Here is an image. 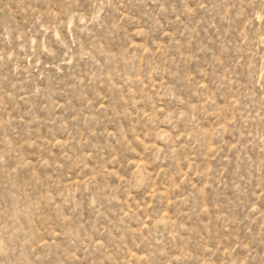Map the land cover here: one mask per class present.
<instances>
[{"label": "rangeland", "instance_id": "rangeland-1", "mask_svg": "<svg viewBox=\"0 0 264 264\" xmlns=\"http://www.w3.org/2000/svg\"><path fill=\"white\" fill-rule=\"evenodd\" d=\"M0 264H264V0H0Z\"/></svg>", "mask_w": 264, "mask_h": 264}]
</instances>
